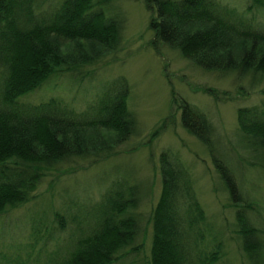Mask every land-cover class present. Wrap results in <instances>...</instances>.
Instances as JSON below:
<instances>
[{
    "label": "trees",
    "instance_id": "obj_1",
    "mask_svg": "<svg viewBox=\"0 0 264 264\" xmlns=\"http://www.w3.org/2000/svg\"><path fill=\"white\" fill-rule=\"evenodd\" d=\"M116 1L0 0V218L36 199L51 171L101 155L115 158L117 148L136 134L125 76L99 80L101 87L82 107L59 97L25 100L56 76L92 82L95 71L89 68L119 48L122 12L114 10ZM145 3L157 43L179 50L204 71L249 79L251 90L264 81V0H245V8L223 0ZM208 92L218 101L230 98ZM171 96V111H177L153 136L176 122L178 112L182 127L213 159L219 187L235 212L233 235L201 204L197 179L181 154L166 149L158 158L161 195L145 218L139 208L153 203V188L123 167L113 178L98 175L97 197L83 199L66 190L49 222L60 223L67 234L48 264H232L228 241L237 243L243 263L264 264V229L257 225L260 214L244 172L223 149L207 114L174 91ZM236 115L246 165L264 174V100L239 107ZM39 227L34 232L44 223ZM12 261L0 248V264Z\"/></svg>",
    "mask_w": 264,
    "mask_h": 264
},
{
    "label": "rangeland",
    "instance_id": "obj_2",
    "mask_svg": "<svg viewBox=\"0 0 264 264\" xmlns=\"http://www.w3.org/2000/svg\"><path fill=\"white\" fill-rule=\"evenodd\" d=\"M58 3L60 0H49ZM146 0H117L115 11L122 12L121 40L119 48L107 51L105 58L89 69L95 71L90 83H70L69 76L53 78L49 85L32 94L26 101L38 103L51 97L72 101L82 107L93 93L98 91L104 80L125 76L132 86L129 108L137 119V132L131 139L117 148V157L107 160L104 156L75 161L51 171L35 193L36 199L28 205L10 211L0 218V248L12 262L6 264H48L54 251L62 244L61 238L67 234L60 223L51 225L52 208L61 207V195L66 190L77 192L80 198L98 196L101 184L97 182L100 173L110 178L117 176L120 167L132 171L146 188L152 186L153 203L144 202L139 212L145 218L157 205L161 191V175L158 158L162 151L171 149L179 152L197 179L198 196L210 216H216L228 235H233L235 224L234 209L229 208V196L219 187L216 166L207 149L180 122L177 112L176 122L158 138L155 131L177 110L171 91L201 108L215 127L219 142L237 166L244 172L245 187L259 211L257 225L264 229V174L246 165L248 152L242 147L236 111L239 107L260 104L264 100V81L250 88V80H238L235 74L207 72L187 60L179 50L156 42L150 28L152 12ZM224 3L246 7L245 0H223ZM102 78L104 79L102 82ZM246 91L240 92L238 89ZM227 93L229 99L216 100L208 94L212 91ZM208 92V93H207ZM247 94V96H245ZM226 96H223L225 98ZM179 98V97H177ZM174 107L171 111V107ZM152 156V160L150 157ZM59 170V171H57ZM137 182H132L135 184ZM144 189V188H143ZM39 222L44 223L41 232ZM221 227V228H222ZM147 250L151 236H145ZM232 264L243 263V254L235 241L227 242ZM35 246V247H34ZM20 257V258H18ZM31 261H30V260Z\"/></svg>",
    "mask_w": 264,
    "mask_h": 264
}]
</instances>
